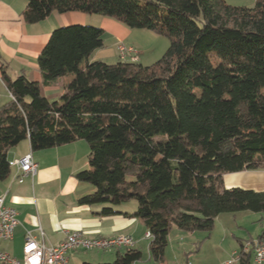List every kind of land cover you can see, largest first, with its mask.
Masks as SVG:
<instances>
[{
    "label": "trees",
    "instance_id": "obj_1",
    "mask_svg": "<svg viewBox=\"0 0 264 264\" xmlns=\"http://www.w3.org/2000/svg\"><path fill=\"white\" fill-rule=\"evenodd\" d=\"M53 11L107 17L164 35L169 46L150 65L89 61L105 47L103 30L58 27L37 59L44 84L73 76L55 102L37 82L10 78L3 67L13 99L0 107V180L11 172L8 152L25 139L32 151L84 140L89 168L75 177L95 189L78 203L135 198L131 215L152 234L156 262L173 225L209 235L221 213L264 211V191L223 185L224 173L264 168V0L252 7L225 0H27L23 15L36 23ZM140 258L125 249L99 264ZM239 260L250 264V253Z\"/></svg>",
    "mask_w": 264,
    "mask_h": 264
},
{
    "label": "crops",
    "instance_id": "obj_2",
    "mask_svg": "<svg viewBox=\"0 0 264 264\" xmlns=\"http://www.w3.org/2000/svg\"><path fill=\"white\" fill-rule=\"evenodd\" d=\"M26 5L27 0H0V107L11 99V94L2 79L3 67L10 78L23 74L29 81L37 82L41 94L49 102L59 101L66 93L73 76L68 74L44 84L37 61L50 34L58 27L80 24L97 26L103 30L105 47L95 50L89 61H103L105 58L114 57L115 53H118L117 46L120 43L134 48L139 44L143 47L145 45L141 43V38L151 35L138 29H129L113 19L79 11L65 13L53 11L39 22L28 23L23 15ZM105 38L108 43L105 42ZM137 53L143 54V51ZM84 65L85 61L81 66ZM29 152L37 164L34 175L26 176L22 182H18L16 178L19 172L16 167H11L9 176L0 180V196H4L7 206L15 209L18 219L12 238L0 239V251L20 259L26 232H30L37 242L47 246L58 244L72 231H81L91 239L128 234L135 242L132 250L141 253L140 264L156 262L149 254L150 239L145 237L148 230L143 220L131 215L137 208L133 200H127L119 205L78 203L80 197L92 193L95 189L91 183L79 181L75 177L78 171L89 168L87 160L89 146L84 140L32 151L28 139H25L8 152V159H17ZM223 185L226 188L240 187L264 191V168L224 173ZM104 207H110L113 212L103 213ZM237 213L235 212L233 216L234 223L226 227V230L239 228L240 231L247 232L249 224L258 222L259 228L253 231L259 232L255 237L246 238L243 243L248 239L264 240V218H261L264 216L257 214L259 218L249 221L240 218L236 223ZM40 231L43 234H40ZM143 250L146 253L145 257ZM124 251L122 248L109 251L75 248L68 253V264L109 263ZM248 253L250 264H254L250 251L242 256ZM166 259L163 254L162 261L166 262ZM235 262L241 264L242 261L238 259L232 264Z\"/></svg>",
    "mask_w": 264,
    "mask_h": 264
},
{
    "label": "rangeland",
    "instance_id": "obj_3",
    "mask_svg": "<svg viewBox=\"0 0 264 264\" xmlns=\"http://www.w3.org/2000/svg\"><path fill=\"white\" fill-rule=\"evenodd\" d=\"M227 3L238 6L252 7L256 0H225ZM141 32L148 33L151 35H146L141 38L142 45L127 46L120 43L117 46L118 53H115V56L111 58H105L103 60L109 64H116L121 61L120 48L124 47V60L125 62L129 58H135V61L138 60L142 65H150L156 62L166 51L169 46V39L160 34H156L149 30L138 29ZM152 36V37H151ZM105 42L108 43V40ZM127 49V50H126ZM116 52V48L114 47ZM143 54H138L137 52ZM139 55V56H138ZM128 58V59H127ZM16 149V148H15ZM135 170L134 166H130L127 170L128 173H131ZM138 190L140 188L138 187ZM134 204L137 205V200L131 198ZM246 212V213H241ZM235 213H221V215L214 221V226L209 235L203 231H185L180 230L174 225L171 227L168 235V244L164 251V256L167 258L165 264H226L228 260H231L232 257H235V254H239L242 249L243 241L249 236L255 237V229L259 228L257 226L258 222L249 224L246 231H240L239 228L230 229L229 232L226 230V227H230V224H233V216ZM249 214V215H247ZM264 216V211L253 212V211H238L236 223L241 219L244 221H249L251 219L259 218V215ZM264 218V217H261ZM263 219L261 223L263 224ZM143 230V229H140ZM254 230V231H253ZM234 234V236H232ZM124 250V249H122ZM109 251V250H108ZM146 253L143 250V256L145 257ZM177 262V263H174ZM234 264H239L235 262Z\"/></svg>",
    "mask_w": 264,
    "mask_h": 264
},
{
    "label": "built area",
    "instance_id": "obj_4",
    "mask_svg": "<svg viewBox=\"0 0 264 264\" xmlns=\"http://www.w3.org/2000/svg\"><path fill=\"white\" fill-rule=\"evenodd\" d=\"M123 50L125 48L121 47L119 52L121 61H125ZM132 57L128 61L136 62L135 58ZM11 99H13L12 95ZM8 165L17 168L19 173L16 179L18 182H22L26 176L34 175L37 169V164L32 159L31 152L17 159H8ZM16 215L15 209L7 206L4 202V196H0V239L9 240L12 238L14 228L18 224ZM40 234H43L42 231H40ZM145 237L150 240L152 239L150 231L145 233ZM134 245V239L128 234L91 239L87 238L81 231H72L58 244L47 246L42 242H37L30 232H26L22 257L18 259L5 251H0V264H68V253L75 248H97L103 250L122 248L128 250L133 249ZM243 245H246V252L250 251L252 253L254 264H264V240H251ZM246 252L235 254L236 256L228 260L227 264H232ZM136 264H140V262ZM153 264H165V262L157 261Z\"/></svg>",
    "mask_w": 264,
    "mask_h": 264
},
{
    "label": "bare ground",
    "instance_id": "obj_5",
    "mask_svg": "<svg viewBox=\"0 0 264 264\" xmlns=\"http://www.w3.org/2000/svg\"><path fill=\"white\" fill-rule=\"evenodd\" d=\"M242 252H246V245H242V249H241ZM159 262H162V261H159Z\"/></svg>",
    "mask_w": 264,
    "mask_h": 264
}]
</instances>
